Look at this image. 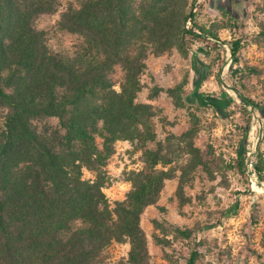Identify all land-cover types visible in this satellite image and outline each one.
<instances>
[{"label":"trees","instance_id":"trees-1","mask_svg":"<svg viewBox=\"0 0 264 264\" xmlns=\"http://www.w3.org/2000/svg\"><path fill=\"white\" fill-rule=\"evenodd\" d=\"M55 14L49 27L39 25ZM192 16L176 0H0V264H107L110 244L123 240L130 248L118 264H151L140 216L175 177L157 167L173 162L175 151L163 153L154 140L152 107L137 101L140 76L150 54L183 34L200 37L184 27ZM58 33L74 40L54 45ZM238 46L231 43L233 61ZM122 139L155 147H145V167L131 172L125 199L111 204L102 190L105 165ZM185 148V164L205 165L187 141ZM83 168L93 177L84 178ZM253 171L264 180L260 152ZM199 254L191 246L184 264H197Z\"/></svg>","mask_w":264,"mask_h":264},{"label":"rangeland","instance_id":"rangeland-1","mask_svg":"<svg viewBox=\"0 0 264 264\" xmlns=\"http://www.w3.org/2000/svg\"><path fill=\"white\" fill-rule=\"evenodd\" d=\"M176 7L193 12L184 27L200 37L183 34L167 51L150 54L137 95L152 107L149 123L162 152L175 151L173 162L157 166L176 170L175 177L140 216L150 262L184 264L193 246L200 253L197 264H264V180L253 171L254 155L264 156V0H176ZM57 16L42 17L39 25L49 27ZM73 40L58 33L53 44ZM115 78L119 91V69ZM237 94L258 107L243 104ZM189 131L185 141L203 157V166L185 164L191 156L181 138ZM153 145L138 139L113 143L102 189L111 204L125 199L131 172L145 167L143 151ZM238 150L244 151V169ZM82 175L94 174L83 168ZM185 228L193 231L189 238L179 232ZM129 248L127 240L113 241L107 264L125 263Z\"/></svg>","mask_w":264,"mask_h":264},{"label":"built area","instance_id":"built-area-1","mask_svg":"<svg viewBox=\"0 0 264 264\" xmlns=\"http://www.w3.org/2000/svg\"><path fill=\"white\" fill-rule=\"evenodd\" d=\"M251 165V164H250Z\"/></svg>","mask_w":264,"mask_h":264}]
</instances>
